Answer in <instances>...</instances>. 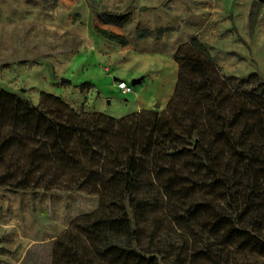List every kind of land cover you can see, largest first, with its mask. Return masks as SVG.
I'll return each instance as SVG.
<instances>
[{
	"label": "trees",
	"instance_id": "16d2710c",
	"mask_svg": "<svg viewBox=\"0 0 264 264\" xmlns=\"http://www.w3.org/2000/svg\"><path fill=\"white\" fill-rule=\"evenodd\" d=\"M122 27L128 15H107ZM122 46L124 36L96 28ZM164 30H138L144 40ZM163 113L115 119L0 92V188L99 195L52 264H239L264 259V79L230 76L198 38L178 48Z\"/></svg>",
	"mask_w": 264,
	"mask_h": 264
},
{
	"label": "rangeland",
	"instance_id": "374dc122",
	"mask_svg": "<svg viewBox=\"0 0 264 264\" xmlns=\"http://www.w3.org/2000/svg\"><path fill=\"white\" fill-rule=\"evenodd\" d=\"M108 14L128 15L130 24L120 27L126 26L125 38L136 41L138 30L165 27L150 38L166 36L170 42L178 36L182 45L198 38L225 74L264 79V0H0V92L16 93L36 106L43 94L63 101L57 94L77 96L83 104L77 111L96 113L86 108L98 96L96 90L90 92L91 82L80 80L87 75L84 65L70 73L56 61L79 51L81 42L70 36V27L93 21L97 33ZM79 54L78 61L85 62V53ZM61 77L75 83L67 85ZM126 105L122 97L109 109L121 115ZM101 204L99 195L81 192L0 188V220L8 224L2 238L24 243L9 250L14 264H52L57 239ZM239 264H264V259L241 257Z\"/></svg>",
	"mask_w": 264,
	"mask_h": 264
},
{
	"label": "crops",
	"instance_id": "0c3cea01",
	"mask_svg": "<svg viewBox=\"0 0 264 264\" xmlns=\"http://www.w3.org/2000/svg\"><path fill=\"white\" fill-rule=\"evenodd\" d=\"M91 24L93 21L78 23L70 27V36L81 42L79 51L75 56L72 54L56 61L63 70L70 73L79 71L84 65L87 75L80 80L91 82L93 86L90 92L96 90L98 96L95 100L87 102V110L103 113L115 119L125 118L143 111L163 113L174 96L178 82L179 67L174 60V54L184 42L178 43V36L172 38L170 42L166 36L159 40L149 38L133 41L132 38H126L128 45L122 46L95 33ZM128 24L130 21L127 22ZM125 27L122 29L113 25H105L100 28L128 37L124 33ZM162 28L165 27L150 28L149 30L156 31V29ZM80 51L85 53V62H79L76 57L80 55ZM62 78L64 77H61L60 80ZM70 78L67 79L71 83H66L67 85L75 83V79ZM119 81H125L132 85L134 92L124 95L117 87ZM134 82L137 84L133 85ZM57 95L74 109L82 108L83 104L79 97ZM122 97L128 105L121 111V115H115L109 106L114 100H119ZM158 105L159 108H157ZM7 227L8 224L4 220H0V264H14L15 256L9 250L12 247L24 245L22 240H13V237L7 240L2 238Z\"/></svg>",
	"mask_w": 264,
	"mask_h": 264
},
{
	"label": "built area",
	"instance_id": "2783aa9c",
	"mask_svg": "<svg viewBox=\"0 0 264 264\" xmlns=\"http://www.w3.org/2000/svg\"><path fill=\"white\" fill-rule=\"evenodd\" d=\"M118 89L122 91L124 95H130L134 92L133 86L129 85L125 81H119L117 85Z\"/></svg>",
	"mask_w": 264,
	"mask_h": 264
},
{
	"label": "water",
	"instance_id": "95a60500",
	"mask_svg": "<svg viewBox=\"0 0 264 264\" xmlns=\"http://www.w3.org/2000/svg\"><path fill=\"white\" fill-rule=\"evenodd\" d=\"M61 82H63V83H71V81L69 79H67V78H62ZM136 84H137L136 82L133 83V85H136ZM159 107L160 106L158 105L157 108H159Z\"/></svg>",
	"mask_w": 264,
	"mask_h": 264
}]
</instances>
